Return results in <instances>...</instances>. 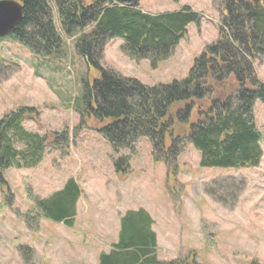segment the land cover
<instances>
[{
    "label": "rangeland",
    "instance_id": "1",
    "mask_svg": "<svg viewBox=\"0 0 264 264\" xmlns=\"http://www.w3.org/2000/svg\"><path fill=\"white\" fill-rule=\"evenodd\" d=\"M146 13L159 15L187 6L198 23L166 60L152 66L120 51L121 38L103 48L100 68L145 86L183 80L195 57L214 42L225 15L218 0H138ZM55 13V11H54ZM64 39L60 58L41 57L9 37L0 39V118L17 108L32 109L23 128L47 138L41 162L30 169L9 168L0 182V264H99L117 239L119 218L145 209L153 220L159 261L188 259L196 264L264 263V103L253 107L261 133L257 167L201 168L199 153L185 144L171 166L154 161L146 138L115 150L83 113L84 86L100 78ZM264 83V61L255 60ZM186 127L174 124V135ZM66 131L68 142L53 143ZM167 145V144H166ZM128 159L127 169L114 162ZM68 179L80 189L72 227L40 217L35 203L60 190ZM216 190L215 199L206 189ZM217 200V201H216ZM222 200V201H221ZM38 214V215H37Z\"/></svg>",
    "mask_w": 264,
    "mask_h": 264
},
{
    "label": "trees",
    "instance_id": "2",
    "mask_svg": "<svg viewBox=\"0 0 264 264\" xmlns=\"http://www.w3.org/2000/svg\"><path fill=\"white\" fill-rule=\"evenodd\" d=\"M16 1L22 18L9 39L43 58L62 57L64 39H73L85 64L100 71L92 87L84 86L81 118L95 120L94 127L115 150H132L146 138L154 161L168 166L185 144L199 153L201 168L259 165L261 133L253 107L256 100L264 103V83L257 79L253 62L264 61V0H218L225 15L217 39L193 59L183 80L152 87L100 68L103 48L110 39L121 38L125 56L155 66L173 54L187 26L199 22V14L189 7L152 15L138 7V0ZM32 113L21 107L0 118V182L7 169L34 168L43 158L47 138L23 128ZM174 124L186 132L174 135ZM58 141L68 142L66 131L55 136L53 143ZM114 166L124 171L128 159L119 158ZM80 193L78 184L68 179L35 207L40 217L72 227ZM215 193L206 189L213 199ZM152 226L145 209L126 211L119 218L116 241L99 254V264H196L188 259L159 261Z\"/></svg>",
    "mask_w": 264,
    "mask_h": 264
},
{
    "label": "water",
    "instance_id": "3",
    "mask_svg": "<svg viewBox=\"0 0 264 264\" xmlns=\"http://www.w3.org/2000/svg\"><path fill=\"white\" fill-rule=\"evenodd\" d=\"M21 18L22 7L16 0H0V38L8 36Z\"/></svg>",
    "mask_w": 264,
    "mask_h": 264
}]
</instances>
